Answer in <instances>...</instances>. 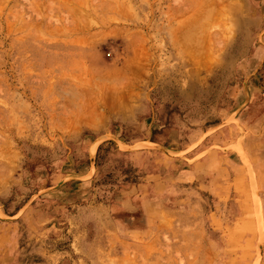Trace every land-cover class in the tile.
I'll list each match as a JSON object with an SVG mask.
<instances>
[{
  "label": "rangeland",
  "instance_id": "rangeland-1",
  "mask_svg": "<svg viewBox=\"0 0 264 264\" xmlns=\"http://www.w3.org/2000/svg\"><path fill=\"white\" fill-rule=\"evenodd\" d=\"M0 264H264V0H0Z\"/></svg>",
  "mask_w": 264,
  "mask_h": 264
}]
</instances>
